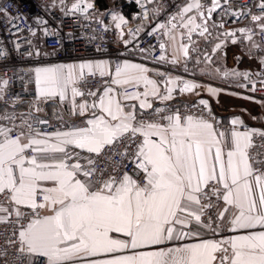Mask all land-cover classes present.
Instances as JSON below:
<instances>
[{
    "label": "snow or ice",
    "instance_id": "1",
    "mask_svg": "<svg viewBox=\"0 0 264 264\" xmlns=\"http://www.w3.org/2000/svg\"><path fill=\"white\" fill-rule=\"evenodd\" d=\"M210 3L207 15L201 0L178 13L183 21L197 11L180 25L189 38L209 32L221 6ZM258 7L264 12V0ZM113 19L117 28L126 23ZM251 19L264 33V17ZM180 50L189 56L187 46ZM108 69L104 62L35 69L38 98L66 104L82 118L78 124L60 115V127L47 131L38 125L48 120L31 113L19 124L14 115L0 116L7 121L0 123V225L10 233L0 250L4 264L8 247L13 264H264V143L253 140L264 132L221 130L214 118L166 103L177 90L193 92L194 83L166 79L161 91L141 65L125 62L114 75ZM89 76L107 77L105 86L88 87ZM141 82L144 90L135 93L111 86ZM154 99L164 106L154 107ZM100 255L109 258L92 259Z\"/></svg>",
    "mask_w": 264,
    "mask_h": 264
},
{
    "label": "built area",
    "instance_id": "2",
    "mask_svg": "<svg viewBox=\"0 0 264 264\" xmlns=\"http://www.w3.org/2000/svg\"><path fill=\"white\" fill-rule=\"evenodd\" d=\"M79 1L0 0V89H3L0 93L3 96V99H0V106L25 101L34 104V110L27 111L15 107L0 116L14 115L15 122L19 124L22 117H27L31 113L33 117L48 120L47 125H38L42 130L51 131L60 127L62 122L58 118L49 119L41 112L35 111L36 107L44 110L50 101L38 98L37 90L32 87V78L39 65L76 58H91L111 59L117 67L122 64L129 49L139 52L141 60L145 62L163 64L168 61L169 49L165 45L162 50L160 45L165 44L170 31L171 25L168 21L175 16L176 19L172 23L178 24L181 18L178 13L181 12V6L186 0H156L154 6L147 0H128L135 3V9L131 18L128 17L126 23L121 24L119 28L116 27L118 19H113V16L117 17L118 12L109 11L104 17L76 13L71 10V6ZM201 3L205 5L203 9L205 12L211 7L210 0H201ZM260 3L261 0H228L227 3L220 0L221 6L212 13L207 23L209 34L213 38L232 43L235 41L240 47L253 43L264 45V33H261L258 23L251 19L253 15L264 17V12L258 7ZM198 23L203 22L199 19ZM161 24L165 27L160 28ZM240 29L248 31L242 33ZM227 33L234 35L229 36ZM248 35L252 36L251 40L247 38ZM38 36H41L45 50L32 60L30 54ZM161 55L165 56L164 61L159 60ZM106 79L107 77L89 76L88 87L93 90L102 89ZM4 81H7L6 85L3 84ZM240 88L245 93L264 97V63L261 62L255 70L241 73ZM121 90L135 93L142 92L144 87L128 85L122 86ZM166 103L173 109L179 108L181 112L190 109L191 114L209 120L214 118L221 130L233 127L239 131L249 129L245 122L233 126L231 123L233 119L226 118L225 113H221L216 106L200 105L199 101L179 100ZM163 106L162 102L154 104V107ZM0 123L6 124L7 121ZM258 131L264 132V121L261 130ZM253 140L255 145L264 143V139L258 135L254 136ZM226 233L228 232L225 230L222 234ZM7 234L10 233L5 232V226L0 225V250L7 247L3 239ZM13 251L8 247L9 255L6 259L9 264L15 261ZM4 260L5 258L0 257V264H4Z\"/></svg>",
    "mask_w": 264,
    "mask_h": 264
},
{
    "label": "crops",
    "instance_id": "3",
    "mask_svg": "<svg viewBox=\"0 0 264 264\" xmlns=\"http://www.w3.org/2000/svg\"><path fill=\"white\" fill-rule=\"evenodd\" d=\"M87 3L92 5V9L88 14L96 15L98 17H104L109 11L101 9L97 5V0H86ZM108 5H112L115 0H105ZM153 6L156 0H147ZM192 0H186L182 6V9ZM197 11L193 9L192 12L185 14L184 20L181 18L178 22L177 27L170 30L166 40L165 45L169 49L170 57L166 63H149L142 61L139 52L134 49H129L126 56L122 62L129 64L141 65L148 71L146 75L158 82V85L163 91L164 81L166 79L177 80L178 82H189L198 85L193 92L180 93L178 90L173 93V99L170 101H207V105L216 106L221 113H225L226 118H239L240 121L245 122L250 130H261L264 121V97L259 95H253L245 93L236 85H240L241 73L243 71L255 70L260 66L261 59L264 57V52L261 51V45L259 43L249 44L245 47H240L231 41L213 38L208 33L205 36H200L199 31H194L193 37L189 38V33L187 29L180 27L182 22L187 21L188 16H196ZM117 17H123L124 20L128 16L124 14H117ZM199 18L196 20L198 23ZM119 23V21H118ZM173 37L175 39H173ZM189 39V40H188ZM178 40V47L176 41ZM183 44L189 49V56L184 57L182 51L180 50V45ZM220 44L217 49L216 45ZM259 45V47H253V45ZM205 49H209L212 53V59H206L201 52ZM202 49V50H201ZM215 49V51H214ZM45 47L42 43L41 36L36 38L35 46L30 54V58L35 60L43 51ZM196 55V56H195ZM176 59L174 63L173 60ZM196 61V62H195ZM104 62L109 66L108 70H111L114 75V63L111 59H97L93 60L91 58H76L66 60L64 62H56L55 64H43L39 65L37 68L51 67L55 65H79L81 63H98ZM228 62L227 65H224ZM230 62V63H229ZM195 64L191 70L186 67L188 64ZM172 67H168L170 65ZM182 65V66H181ZM36 68V69H37ZM194 68V69H193ZM195 70V71H194ZM87 71V70H86ZM189 71V72H187ZM194 71V72H193ZM233 73H238L234 75ZM162 74V75H161ZM135 85V84H130ZM140 85H143L141 82ZM116 92L123 93L120 85H111ZM128 86V85H123ZM32 87L37 90L35 82V72L32 78ZM215 89V94L210 92L209 89ZM167 101V102H170ZM121 102L124 104H136L138 107L139 102L134 100H123L121 96ZM156 102H161L158 99L153 100V105ZM21 107L27 111L34 110V104L32 102H16L14 104L2 105L0 106V114L15 108ZM68 106L66 104H60L58 100H50L41 113L43 116L53 119L58 118L60 115L64 116V119L69 123L75 122L79 123L80 119L75 116H71L67 111ZM45 210H42V214ZM223 236L232 235V233L222 234ZM217 239L221 238L216 237ZM109 258L105 255H100L93 257L92 259H106Z\"/></svg>",
    "mask_w": 264,
    "mask_h": 264
},
{
    "label": "trees",
    "instance_id": "4",
    "mask_svg": "<svg viewBox=\"0 0 264 264\" xmlns=\"http://www.w3.org/2000/svg\"><path fill=\"white\" fill-rule=\"evenodd\" d=\"M99 8L124 14L131 18L132 11L135 9V3L128 0H116L112 5H108L105 0H97Z\"/></svg>",
    "mask_w": 264,
    "mask_h": 264
},
{
    "label": "rangeland",
    "instance_id": "5",
    "mask_svg": "<svg viewBox=\"0 0 264 264\" xmlns=\"http://www.w3.org/2000/svg\"><path fill=\"white\" fill-rule=\"evenodd\" d=\"M171 30H172V29H171ZM171 30H170V31H171ZM186 31H188V30H186ZM187 33H188V32H187ZM193 36H194V33H193L192 37H193ZM188 40H189V39H188ZM176 43H177V47H178V46H179V45H178V40L176 41ZM201 50H202V49H201ZM261 51L264 52V46H261ZM205 54H207V56L210 57V58L212 57V56H211L212 53L209 51L208 48H207V49L203 48V50H202V52H201V56L203 55L204 57H206ZM195 56H196V55H195ZM212 58H213V57H212ZM212 58H211V59H212ZM195 62H196V61H195ZM227 63H228V62H225L224 65H227ZM229 63H230V62H229ZM194 65H195V64H193V63H192V64H188V66H187L186 68H187L188 70H189V69L191 70L192 68H190V67H193ZM172 66H173V65L171 64V65L168 66V67H172ZM181 66H182V65H181ZM193 69H194V68H193ZM194 71H195V70H194ZM194 71H193V72H194ZM187 72H189V71H187ZM235 87H239V88H240V85H236Z\"/></svg>",
    "mask_w": 264,
    "mask_h": 264
},
{
    "label": "water",
    "instance_id": "6",
    "mask_svg": "<svg viewBox=\"0 0 264 264\" xmlns=\"http://www.w3.org/2000/svg\"><path fill=\"white\" fill-rule=\"evenodd\" d=\"M75 4H80V8L79 9H73V5L71 6V10L76 12V13H81V14H86L88 13L91 9V8H88L87 5L89 3H87L86 0H80L79 2L75 3ZM205 14L207 15V11L205 12ZM192 37V36H191ZM163 45L165 46V44L163 43Z\"/></svg>",
    "mask_w": 264,
    "mask_h": 264
},
{
    "label": "bare ground",
    "instance_id": "7",
    "mask_svg": "<svg viewBox=\"0 0 264 264\" xmlns=\"http://www.w3.org/2000/svg\"><path fill=\"white\" fill-rule=\"evenodd\" d=\"M119 21V20H118Z\"/></svg>",
    "mask_w": 264,
    "mask_h": 264
}]
</instances>
